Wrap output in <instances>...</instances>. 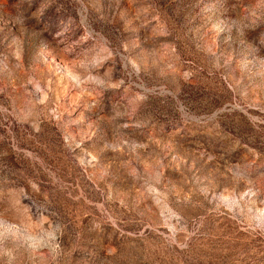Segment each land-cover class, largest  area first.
Wrapping results in <instances>:
<instances>
[{"label": "rangeland", "instance_id": "rangeland-1", "mask_svg": "<svg viewBox=\"0 0 264 264\" xmlns=\"http://www.w3.org/2000/svg\"><path fill=\"white\" fill-rule=\"evenodd\" d=\"M0 264H264V0H0Z\"/></svg>", "mask_w": 264, "mask_h": 264}]
</instances>
